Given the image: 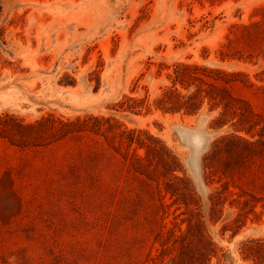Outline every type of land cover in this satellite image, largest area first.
Segmentation results:
<instances>
[{
  "label": "rangeland",
  "instance_id": "obj_1",
  "mask_svg": "<svg viewBox=\"0 0 264 264\" xmlns=\"http://www.w3.org/2000/svg\"><path fill=\"white\" fill-rule=\"evenodd\" d=\"M170 90L201 109L166 112ZM227 136L255 145L212 174ZM167 247L159 264H262L264 0H0V264Z\"/></svg>",
  "mask_w": 264,
  "mask_h": 264
},
{
  "label": "trees",
  "instance_id": "obj_2",
  "mask_svg": "<svg viewBox=\"0 0 264 264\" xmlns=\"http://www.w3.org/2000/svg\"><path fill=\"white\" fill-rule=\"evenodd\" d=\"M201 82L206 83L204 80L199 79ZM223 91V90H222ZM201 93L199 94H193L190 96H183L180 92H178L177 90H170L165 94V97L160 100V104L166 106V112H171V113H182L184 112L186 115H193L198 113V111L201 109L202 106V102H196L198 99H200ZM223 105V103L220 104V106ZM225 110L227 113L228 111H232L235 114H237L236 112V106L232 105V104H226L225 105ZM225 114L221 115V119L218 120L217 122H220L222 120V118L224 117ZM250 132V131H248ZM220 145H223L222 147H220ZM255 145V143H251L250 141L243 139L241 137H235V136H227L225 138H222L219 142H217L214 146V150L215 152L213 154H210L206 157L205 159V170L210 169L213 170L215 172H211L212 174H220L221 172H223L220 168L222 166V164L226 163V161L228 160H223V155L227 154V156L229 155L230 157H232L233 155H235L236 153L240 152V149L243 147H247V148H252ZM223 147H227V151H222ZM213 150V151H214ZM223 195L222 192L217 191L216 196L211 197L210 202H211V212L212 213H217L219 207L223 204V202H221V196ZM234 195V194H233ZM233 203H245L248 204V201L242 202L240 199H235L233 200ZM188 206V205H187ZM167 207V206H166ZM180 215H176L174 218V221H172V225L173 227H169L168 225L165 226V229L167 230V232L165 234L162 235V237L164 238L167 233H171L173 235H175V229L179 228L180 229V233L183 234L182 229L180 228V224L178 223V220H180ZM184 221H182L183 223ZM246 247H248V249H250L252 252L253 250H255L252 246L246 245ZM261 247V246H260ZM169 251H172L171 247H167L166 250H163L162 252H159V254L153 259L154 264H159L163 255ZM252 257H256L261 259V263L264 264V256L263 255H254V253H252V255H250ZM171 262H175L174 259H171ZM202 263L201 259L199 258L197 263Z\"/></svg>",
  "mask_w": 264,
  "mask_h": 264
}]
</instances>
